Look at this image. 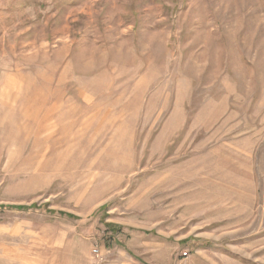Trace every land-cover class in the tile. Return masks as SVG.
Masks as SVG:
<instances>
[{
	"label": "rangeland",
	"instance_id": "1",
	"mask_svg": "<svg viewBox=\"0 0 264 264\" xmlns=\"http://www.w3.org/2000/svg\"><path fill=\"white\" fill-rule=\"evenodd\" d=\"M0 264H264V0H0Z\"/></svg>",
	"mask_w": 264,
	"mask_h": 264
},
{
	"label": "trees",
	"instance_id": "2",
	"mask_svg": "<svg viewBox=\"0 0 264 264\" xmlns=\"http://www.w3.org/2000/svg\"><path fill=\"white\" fill-rule=\"evenodd\" d=\"M107 231H110V233H111V235H112V237H110V239L115 240V237H114V236L116 235V232H119V230H114V231H113V230H109V229H108Z\"/></svg>",
	"mask_w": 264,
	"mask_h": 264
},
{
	"label": "built area",
	"instance_id": "3",
	"mask_svg": "<svg viewBox=\"0 0 264 264\" xmlns=\"http://www.w3.org/2000/svg\"><path fill=\"white\" fill-rule=\"evenodd\" d=\"M94 253H96V254H97V253H98V251H97V250H95V251H94Z\"/></svg>",
	"mask_w": 264,
	"mask_h": 264
},
{
	"label": "crops",
	"instance_id": "4",
	"mask_svg": "<svg viewBox=\"0 0 264 264\" xmlns=\"http://www.w3.org/2000/svg\"><path fill=\"white\" fill-rule=\"evenodd\" d=\"M184 242H185V241H184ZM184 242H183V243H184ZM212 245H213V244H212ZM170 261H171V258H170Z\"/></svg>",
	"mask_w": 264,
	"mask_h": 264
}]
</instances>
